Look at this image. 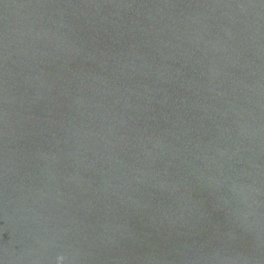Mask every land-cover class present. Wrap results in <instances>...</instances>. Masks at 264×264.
Instances as JSON below:
<instances>
[{
	"label": "water",
	"instance_id": "obj_1",
	"mask_svg": "<svg viewBox=\"0 0 264 264\" xmlns=\"http://www.w3.org/2000/svg\"><path fill=\"white\" fill-rule=\"evenodd\" d=\"M264 264V0H0V264Z\"/></svg>",
	"mask_w": 264,
	"mask_h": 264
},
{
	"label": "clouds",
	"instance_id": "obj_2",
	"mask_svg": "<svg viewBox=\"0 0 264 264\" xmlns=\"http://www.w3.org/2000/svg\"><path fill=\"white\" fill-rule=\"evenodd\" d=\"M59 259H60V264H63L64 258L63 257H60Z\"/></svg>",
	"mask_w": 264,
	"mask_h": 264
}]
</instances>
